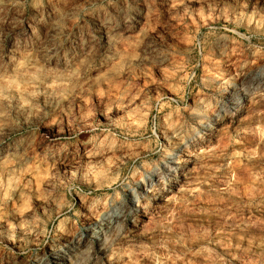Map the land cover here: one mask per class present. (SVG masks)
<instances>
[{
	"label": "clouds",
	"instance_id": "1",
	"mask_svg": "<svg viewBox=\"0 0 264 264\" xmlns=\"http://www.w3.org/2000/svg\"><path fill=\"white\" fill-rule=\"evenodd\" d=\"M0 264H264V0H0Z\"/></svg>",
	"mask_w": 264,
	"mask_h": 264
},
{
	"label": "rangeland",
	"instance_id": "2",
	"mask_svg": "<svg viewBox=\"0 0 264 264\" xmlns=\"http://www.w3.org/2000/svg\"><path fill=\"white\" fill-rule=\"evenodd\" d=\"M237 155H238V153H237ZM196 214H197V215H202L203 213H201V212H197ZM192 226L195 227V223H193Z\"/></svg>",
	"mask_w": 264,
	"mask_h": 264
}]
</instances>
